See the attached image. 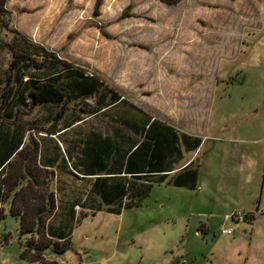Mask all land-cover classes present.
Here are the masks:
<instances>
[{
  "label": "rangeland",
  "instance_id": "1",
  "mask_svg": "<svg viewBox=\"0 0 264 264\" xmlns=\"http://www.w3.org/2000/svg\"><path fill=\"white\" fill-rule=\"evenodd\" d=\"M95 2L6 4L10 28L58 52L75 68L96 72L122 97L98 114L83 113L82 121L56 138L70 141L92 129L132 134L129 119L171 123L180 133L203 139L193 157L200 159L199 184L196 190L155 184L138 208L119 215L98 211L74 227L72 250L57 256L49 250L46 259L264 264V0H183L173 6L159 0H103L94 16ZM7 21L0 20V95L13 58ZM95 106L93 98L77 100L65 118ZM57 108L28 109L21 122L39 137L34 128H48ZM4 208L0 264H39L22 257L26 238L20 239V218L10 214L7 202ZM239 211H258L256 222L233 220Z\"/></svg>",
  "mask_w": 264,
  "mask_h": 264
},
{
  "label": "trees",
  "instance_id": "2",
  "mask_svg": "<svg viewBox=\"0 0 264 264\" xmlns=\"http://www.w3.org/2000/svg\"><path fill=\"white\" fill-rule=\"evenodd\" d=\"M159 1L173 6L183 0ZM7 2L8 0H0V20L9 19L4 27L12 33L14 39L10 44L13 58L5 70V84L0 95V111L4 110L2 123L9 120L16 123L26 110L53 104L58 108L52 124L48 128L38 130L55 134L60 126L67 128L77 121H82L83 113L98 114L101 110L121 102V95L113 89H108L107 81L101 79L96 72L89 74L85 69L75 68L72 61L61 58L58 52L50 51L43 44L29 39L25 33L10 28L11 14L6 8ZM102 4L103 0H96L94 16L100 14ZM124 13L125 11L123 15ZM96 25L103 35L110 37L102 24ZM25 71L31 74H24ZM90 98L95 100L94 109L81 110L82 115L73 111L65 118L66 111H71V103L77 100L83 102ZM126 123L132 134L122 131L112 134L95 130V163L85 164L88 172L95 171V174H98L95 183L96 196L93 200L92 197L87 200L91 207H95V211L102 210L101 203L107 205L105 210L108 213L118 215L124 210L138 208L151 195L154 185L165 181L178 187L196 188V184L187 185L182 181V176L193 170V163L179 172L174 180L167 181V174L158 173L166 171L161 169L169 155L174 154L176 162L180 163L183 159V148L187 151L196 150L202 143L201 137L180 133L171 123L157 119H129ZM19 129V136L17 132L12 137L9 133L4 136L0 134L1 140L4 137L3 158L0 160V196L10 195L15 188L21 187L14 193L9 212L20 218V239L26 238L22 257L39 264H60L58 261L46 259V253L50 250L57 256L72 250V232L86 215L81 213L76 217L74 210L65 214L55 213V192L49 189L45 181L40 182L34 177L36 188L30 183L22 187L25 175L31 173L27 168L28 164L24 173L22 160L15 168L10 160L13 151L19 147L14 141L22 143L24 130L22 127ZM91 133L92 130L85 134ZM34 151L37 155V145ZM82 153L87 154V146L83 147ZM8 160V164L3 167ZM197 176L198 169L194 171V178ZM2 217L0 213V218Z\"/></svg>",
  "mask_w": 264,
  "mask_h": 264
},
{
  "label": "crops",
  "instance_id": "3",
  "mask_svg": "<svg viewBox=\"0 0 264 264\" xmlns=\"http://www.w3.org/2000/svg\"><path fill=\"white\" fill-rule=\"evenodd\" d=\"M0 112H1L0 134H2V136H4L5 133H9L10 136L12 137V135H14L15 132H17V135L19 136L20 133L19 128L22 127L24 130L21 144L19 143L20 141L13 140L14 143L19 144V147H17V149L13 151L10 159L13 162L14 168L22 160L24 164L23 172L25 173L26 164H28L27 168L31 171V173L25 175V179H23L24 182L22 187H26L30 183L31 186H34L36 188L37 183L33 182L34 177L40 182L45 181L49 185V189L55 192V197H56L55 213L60 214L61 212H63L65 214L69 210H74L76 217L79 214L83 213L86 215V217H84L81 222H83L85 218H89L90 216H95V213L98 211H106L105 208L107 205L101 203L103 205L102 210L95 211V207L94 206L91 207V205L89 204L90 202L87 201L90 199V197H92L93 200L96 196L95 183L97 182L96 178L98 177V174H95V171L93 173L88 172L85 166V164L87 163L88 164H91L92 162L95 163V129H92V133L90 135L80 132L82 134H78L79 135L78 137L70 141L63 139L60 140L59 137L56 138L57 136L61 135V132L67 131L70 128L75 127V123L79 122L77 121L70 127L67 128L64 126L59 127V131L55 132V134H50L48 132H43L40 130L37 131L34 128L35 132L33 131V135L35 133L38 134L39 137L36 136L33 137L31 134H29V130H31L32 128L27 127L26 124H22L21 118H19V121H16V123H13V121L10 122V120L6 123H2V121L4 120L3 117L4 110L1 109ZM171 126L177 130V128L172 124ZM3 138L4 137H2V140L0 139V160L3 158L2 156ZM202 144H203V140L201 145L194 151L191 150L187 151V149L185 150V148H183V159L180 163L176 162L177 158L174 154L169 155L165 159L163 169H161L166 171H163L158 174L159 175L162 173L167 174L168 175L167 181H169L170 179L174 180L179 172H181L186 167L190 166L191 163H193L194 164L192 167L193 170L182 176V181L183 184H187V185L196 184V188L190 189L189 187H185V186L179 188L196 190L199 184L198 162H200V159L196 158L198 162H195L193 157L194 155L195 157L196 155L197 156L199 155V150ZM36 145L38 147L37 155L35 154L34 151V147H36ZM84 146H87V154L82 153V149ZM188 154L190 155L193 154V155L190 158H188L187 157ZM10 160H8L3 165V167H5ZM196 169H198V176L195 179L194 171ZM121 175H125V174H121ZM1 181H2V177L0 178V186H1ZM164 184L170 185L166 183V181ZM40 185L42 186V184ZM170 186H175V185H170ZM19 189H21V187L15 188L10 195L0 196V213L3 216L2 218H0V220L3 219L5 216L4 204L6 202L8 203L9 211H10V207L14 199V193H16ZM93 204H95V201L93 202ZM261 204H263V200L260 199V201L258 202L257 209H260ZM256 220L257 218H255V220H251L248 222H252L253 224V222L255 223ZM56 222H58V220H56Z\"/></svg>",
  "mask_w": 264,
  "mask_h": 264
},
{
  "label": "built area",
  "instance_id": "4",
  "mask_svg": "<svg viewBox=\"0 0 264 264\" xmlns=\"http://www.w3.org/2000/svg\"><path fill=\"white\" fill-rule=\"evenodd\" d=\"M264 212V210H263ZM259 212L256 211V212H242V211H239V212H236L232 215V219L233 220H236V221H241V220H245L246 218H250V219H255L256 215L258 214ZM238 224V223H237ZM233 229H223V232L225 234H231L233 233Z\"/></svg>",
  "mask_w": 264,
  "mask_h": 264
}]
</instances>
